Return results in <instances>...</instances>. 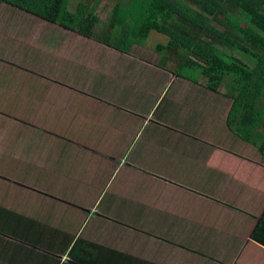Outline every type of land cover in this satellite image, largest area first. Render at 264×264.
<instances>
[{"label":"crops","instance_id":"0c3cea01","mask_svg":"<svg viewBox=\"0 0 264 264\" xmlns=\"http://www.w3.org/2000/svg\"><path fill=\"white\" fill-rule=\"evenodd\" d=\"M6 9L0 107L17 112L0 114V264H264L262 124L246 140L223 87L137 43L64 35L93 47L69 50L78 79L58 76L36 29L58 32Z\"/></svg>","mask_w":264,"mask_h":264},{"label":"trees","instance_id":"16d2710c","mask_svg":"<svg viewBox=\"0 0 264 264\" xmlns=\"http://www.w3.org/2000/svg\"><path fill=\"white\" fill-rule=\"evenodd\" d=\"M66 2L0 0V7L20 10L122 52L158 35L165 42L144 47L161 55L163 65L178 74L190 72L194 80L202 75L208 90L223 87L232 103L227 125L246 140L259 139L254 128L264 126V0H120L97 34L94 30L102 25L96 4L80 3L71 12ZM258 150L264 155V140ZM251 237L264 246V211Z\"/></svg>","mask_w":264,"mask_h":264},{"label":"rangeland","instance_id":"374dc122","mask_svg":"<svg viewBox=\"0 0 264 264\" xmlns=\"http://www.w3.org/2000/svg\"><path fill=\"white\" fill-rule=\"evenodd\" d=\"M120 0H67L66 2V9L71 11V12H75L78 8V6L80 5V3H86V4H93L95 3L96 4V14H97V17L99 19L98 23L99 25H102V26H98L96 27V29L94 30L95 31V34L97 33H100L101 32V29L102 27H104L106 24H107V21L108 19L110 18V13H111V10H112V7L113 5L118 2ZM89 7V5H88ZM6 8H9L7 6H4V5H1L0 7V20L2 19V21H5L6 18L4 16H2V14H8L7 13V9ZM89 10L88 8L86 9V11ZM13 12L15 14H17V16L23 18V19H26V20H30V21H39L37 20L36 18H33V17H29V16H25V14L21 13L20 11L14 9ZM43 23V21H42ZM47 22H44L43 25L44 26H47L51 29H53L54 31L58 32L56 33L55 35L51 34V33H46L44 30H41V29H36L37 31H42V36L40 39L46 37L48 40H50L53 44L52 45V48L55 47L56 49L54 51L56 52H53V53H56V57L53 59V60H48V61H52L51 63H47V64H50L52 66H54L56 69H58L57 71V74L59 76L60 74V70L61 72H63V74L66 76V77H69V78H74V79H78V75H72L71 72L73 71H78L80 69H78V67H74L72 66L71 63H68V59L71 58L70 56V53H69V50L73 47V46H77V47H81L82 50H89V51H92V48L93 45L91 43H87L89 44L91 47H87L85 45H81V41H79V39H77L78 37H75V39H70L71 36H67V37H64V35H76V36H79L77 34H75L74 32H71V31H67V30H64V29H61L59 28L57 25H52V24H46ZM32 30H35V29H30V30H27L26 33L30 34L31 38H30V42H34L33 41V33H32ZM158 35L156 34H151L150 36L147 37L146 41L144 42V46L147 45V44H150L148 45V48L151 49V47H153V45H155L156 43L158 42H165L164 39H161L159 37H157ZM139 45V44H138ZM140 46V45H139ZM81 50V51H82ZM145 50V49H143ZM81 51H78V52H81ZM148 51V50H146ZM77 53V52H76ZM16 81V80H14ZM15 84H17L16 82H14ZM13 83H11L12 85ZM223 90V89H222ZM17 112V108H11V107H0V114L2 115H11L13 113Z\"/></svg>","mask_w":264,"mask_h":264}]
</instances>
